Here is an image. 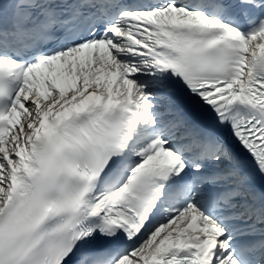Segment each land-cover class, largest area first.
<instances>
[{"label": "snow or ice", "instance_id": "obj_1", "mask_svg": "<svg viewBox=\"0 0 264 264\" xmlns=\"http://www.w3.org/2000/svg\"><path fill=\"white\" fill-rule=\"evenodd\" d=\"M0 264H264V0H0Z\"/></svg>", "mask_w": 264, "mask_h": 264}]
</instances>
